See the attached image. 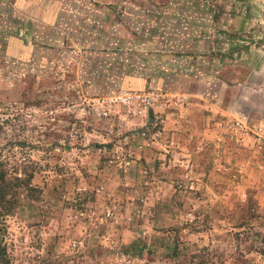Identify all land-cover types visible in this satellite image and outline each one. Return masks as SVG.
Listing matches in <instances>:
<instances>
[{
	"label": "rangeland",
	"instance_id": "1",
	"mask_svg": "<svg viewBox=\"0 0 264 264\" xmlns=\"http://www.w3.org/2000/svg\"><path fill=\"white\" fill-rule=\"evenodd\" d=\"M15 2L0 160L25 186L6 264H264V0ZM16 18L26 61L4 52ZM202 93L232 114L225 134L241 121L239 150H186Z\"/></svg>",
	"mask_w": 264,
	"mask_h": 264
},
{
	"label": "crops",
	"instance_id": "2",
	"mask_svg": "<svg viewBox=\"0 0 264 264\" xmlns=\"http://www.w3.org/2000/svg\"><path fill=\"white\" fill-rule=\"evenodd\" d=\"M23 1L25 0H16L15 5L18 8L22 7ZM30 20L28 18H25V20L16 18L12 21L17 26L12 27L11 29L13 30H11L10 34L3 39L5 45L4 52L7 58L26 61L33 56L34 49L28 40L29 37H32V33H34ZM241 43L242 41L237 42V44L235 42H228L227 47L229 50H232L231 48L233 47H240ZM235 51L240 52L239 49ZM145 84L146 81L143 78H135L127 82L128 87L136 89L144 87ZM202 94L204 102L203 104H199L200 107L194 104V102L191 103L192 115L187 122L184 136L186 150H239L237 143L234 142L239 137V131L234 128L233 119L228 123L230 124L228 135L225 134L227 128L226 117L228 119L232 118V114H228L226 111L224 101L222 102L219 97L212 101L208 99L205 93ZM209 110L210 112H207ZM215 125L217 128H215ZM178 134L177 132L173 135L177 141L180 139Z\"/></svg>",
	"mask_w": 264,
	"mask_h": 264
},
{
	"label": "trees",
	"instance_id": "3",
	"mask_svg": "<svg viewBox=\"0 0 264 264\" xmlns=\"http://www.w3.org/2000/svg\"><path fill=\"white\" fill-rule=\"evenodd\" d=\"M5 164L0 160V264H6V251L3 243L4 218L19 206L20 189L24 187L23 179L10 178Z\"/></svg>",
	"mask_w": 264,
	"mask_h": 264
},
{
	"label": "built area",
	"instance_id": "4",
	"mask_svg": "<svg viewBox=\"0 0 264 264\" xmlns=\"http://www.w3.org/2000/svg\"><path fill=\"white\" fill-rule=\"evenodd\" d=\"M233 123H234V128H236V129L242 127L241 121H239V120H235V122H233ZM141 135L144 136L145 133H142Z\"/></svg>",
	"mask_w": 264,
	"mask_h": 264
}]
</instances>
